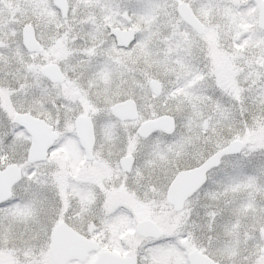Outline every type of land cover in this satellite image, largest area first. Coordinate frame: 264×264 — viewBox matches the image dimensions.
<instances>
[{"label":"snow or ice","instance_id":"obj_1","mask_svg":"<svg viewBox=\"0 0 264 264\" xmlns=\"http://www.w3.org/2000/svg\"><path fill=\"white\" fill-rule=\"evenodd\" d=\"M0 264H264V0H0Z\"/></svg>","mask_w":264,"mask_h":264}]
</instances>
